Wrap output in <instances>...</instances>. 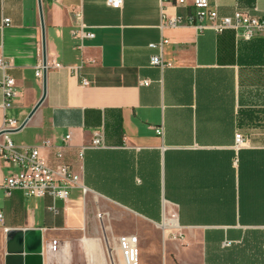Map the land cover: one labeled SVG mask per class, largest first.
I'll list each match as a JSON object with an SVG mask.
<instances>
[{"label":"crops","instance_id":"crops-1","mask_svg":"<svg viewBox=\"0 0 264 264\" xmlns=\"http://www.w3.org/2000/svg\"><path fill=\"white\" fill-rule=\"evenodd\" d=\"M105 1L0 0V57L18 92L3 108L0 88V129L8 118L21 124L41 97V9L46 91L9 138L48 141L46 162L86 188L55 200L57 212L48 195L0 192V264H112L124 234L140 242L139 264H264V31L243 40L198 29L192 6L173 4L164 18L190 23L161 27L160 0ZM208 2L219 16L264 17V0ZM76 10L93 37L72 36ZM159 54L163 67L150 64ZM15 170L0 158V182ZM26 230L36 232L28 244Z\"/></svg>","mask_w":264,"mask_h":264},{"label":"built area","instance_id":"built-area-1","mask_svg":"<svg viewBox=\"0 0 264 264\" xmlns=\"http://www.w3.org/2000/svg\"><path fill=\"white\" fill-rule=\"evenodd\" d=\"M4 1V0H1ZM106 5L119 9L122 7L123 0H106ZM168 4L176 6L191 5L194 9V17L199 21L196 25L198 29L210 28L217 33L226 29H232L238 33V36L243 40H250L255 37L258 32L264 31V17H259L250 14L247 11L236 10L231 16H219L216 9L210 7L208 0H160V11L162 13L161 27H176L187 25L189 20L182 16L165 19L164 8ZM76 25L72 30V36L77 39L84 37H93L92 33L84 32L86 27L82 20V13L79 10L74 11ZM164 18V19H163ZM9 19L4 18L2 25H8ZM166 40H161L158 44H150V47L158 46L160 49ZM150 64L164 66V61L161 55H154L150 58ZM8 63L0 57V69L3 71L0 79V88L3 93V108H9L14 102L17 95L14 79L4 71L8 67ZM43 64L39 62L35 67V76L42 77ZM83 84L87 81L83 80ZM148 81H142V84H147ZM19 123L12 118L5 120L3 127L0 129V158L5 162L10 163L16 170L8 174L0 182V192L4 196H9L11 192L18 189L24 196L27 197H44L50 196L53 204L50 210L57 212L55 200L65 201L70 189L79 186L83 194L86 193V188L79 184L78 176L65 164L57 163L50 165L46 162L40 153L41 147H47L48 141H44L42 145H16L9 138V133L19 127ZM156 133L162 135V129H156ZM69 135L64 137L67 142ZM236 145L243 144L244 138L240 133L235 135ZM102 144L101 138L97 133L93 134L89 146L98 147ZM84 147L79 149L78 155H82ZM55 158L59 160L62 157L60 150L55 151ZM3 225V214L0 211V227ZM55 248L56 241H53ZM117 246L120 251V264H139V241L136 236L131 234L120 235L117 239ZM112 264H116L112 261Z\"/></svg>","mask_w":264,"mask_h":264},{"label":"water","instance_id":"water-1","mask_svg":"<svg viewBox=\"0 0 264 264\" xmlns=\"http://www.w3.org/2000/svg\"><path fill=\"white\" fill-rule=\"evenodd\" d=\"M38 5L40 6V0H38ZM40 13V25H41V39H42V64H43V72H42V94L37 103L34 105V107L31 109V111L28 113L27 117L22 121V123L19 125L18 128L12 130L13 132L19 131L24 127L30 116L33 114L34 110L38 107L42 99L44 98L45 91H46V52H45V42H44V25H43V20H42V13L41 9L39 10ZM36 233L34 231H25V242L28 244L29 242H32V235ZM38 233V232H37ZM34 249V248H32ZM31 249V250H32ZM26 252H28V247L26 246ZM39 249L37 248V252H39Z\"/></svg>","mask_w":264,"mask_h":264},{"label":"rangeland","instance_id":"rangeland-1","mask_svg":"<svg viewBox=\"0 0 264 264\" xmlns=\"http://www.w3.org/2000/svg\"><path fill=\"white\" fill-rule=\"evenodd\" d=\"M12 141H13V140H12ZM13 142L15 143V141H13ZM123 219H124V222H125L126 224H128V225L134 223V221H133L131 218H129V217L125 216V215H123ZM139 244H140V242H139ZM110 246H111V245H107L106 248H110ZM115 263H116V264H119V263H120V260H119V261L116 260Z\"/></svg>","mask_w":264,"mask_h":264},{"label":"bare ground","instance_id":"bare-ground-1","mask_svg":"<svg viewBox=\"0 0 264 264\" xmlns=\"http://www.w3.org/2000/svg\"><path fill=\"white\" fill-rule=\"evenodd\" d=\"M95 240H96V239H95ZM93 241H94V240H93ZM93 241H92V242H93ZM92 242H91V244H90L91 247H93V248H98V247H99L98 242H95V243H92ZM106 246H107V245H106ZM113 248H114V247H113ZM97 251H98V250H97ZM101 251H102V250H101ZM97 255H98V254H97ZM99 255H100V254H99ZM116 256H117V255H116ZM102 263H103V262H102ZM105 264H106V263H105Z\"/></svg>","mask_w":264,"mask_h":264}]
</instances>
